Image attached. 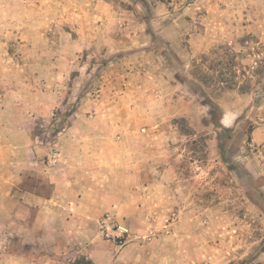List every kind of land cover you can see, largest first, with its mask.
<instances>
[{
    "label": "rangeland",
    "instance_id": "obj_1",
    "mask_svg": "<svg viewBox=\"0 0 264 264\" xmlns=\"http://www.w3.org/2000/svg\"><path fill=\"white\" fill-rule=\"evenodd\" d=\"M0 103L94 183L101 264H264V0H0ZM69 229L0 264L89 262Z\"/></svg>",
    "mask_w": 264,
    "mask_h": 264
},
{
    "label": "crops",
    "instance_id": "obj_2",
    "mask_svg": "<svg viewBox=\"0 0 264 264\" xmlns=\"http://www.w3.org/2000/svg\"><path fill=\"white\" fill-rule=\"evenodd\" d=\"M167 83L168 88L176 87L173 82ZM235 116L234 110H224L220 122L229 126ZM8 122L0 103L1 248L8 249L12 240H31L34 250L48 246L46 256L52 257V251L59 248V232L68 224L67 252L72 260L85 257L92 264H101V239L89 232L96 225L90 218V207L95 203L90 185L94 183L90 184L83 174L80 181L73 168H59L67 155L43 152L36 143L38 139H26V129L19 119L13 128ZM98 186L97 202L101 200Z\"/></svg>",
    "mask_w": 264,
    "mask_h": 264
},
{
    "label": "built area",
    "instance_id": "obj_3",
    "mask_svg": "<svg viewBox=\"0 0 264 264\" xmlns=\"http://www.w3.org/2000/svg\"><path fill=\"white\" fill-rule=\"evenodd\" d=\"M100 229L104 227L107 231L108 235L122 236L127 234L128 229L123 225H117L111 223L109 217L103 218L99 220Z\"/></svg>",
    "mask_w": 264,
    "mask_h": 264
},
{
    "label": "trees",
    "instance_id": "obj_4",
    "mask_svg": "<svg viewBox=\"0 0 264 264\" xmlns=\"http://www.w3.org/2000/svg\"><path fill=\"white\" fill-rule=\"evenodd\" d=\"M209 104V106L211 105L212 107H214L215 105L210 101V102H207ZM223 131H226L225 129H223ZM81 263L79 260L75 261L74 264H79ZM85 264H90L89 262H86Z\"/></svg>",
    "mask_w": 264,
    "mask_h": 264
}]
</instances>
